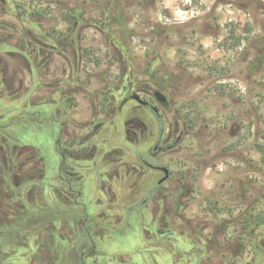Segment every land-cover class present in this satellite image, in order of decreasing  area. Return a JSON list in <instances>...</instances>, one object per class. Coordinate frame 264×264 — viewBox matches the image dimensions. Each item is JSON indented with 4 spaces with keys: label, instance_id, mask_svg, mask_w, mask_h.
<instances>
[{
    "label": "flooded vegetation",
    "instance_id": "flooded-vegetation-1",
    "mask_svg": "<svg viewBox=\"0 0 264 264\" xmlns=\"http://www.w3.org/2000/svg\"><path fill=\"white\" fill-rule=\"evenodd\" d=\"M159 4L0 0V264H264V170L185 113Z\"/></svg>",
    "mask_w": 264,
    "mask_h": 264
},
{
    "label": "rangeland",
    "instance_id": "rangeland-1",
    "mask_svg": "<svg viewBox=\"0 0 264 264\" xmlns=\"http://www.w3.org/2000/svg\"><path fill=\"white\" fill-rule=\"evenodd\" d=\"M159 3L150 12L153 20L168 25L173 22L187 33L197 31L188 38L192 45H184L183 39L175 37L174 47L164 51L166 66L174 69V84L181 89V106L193 110L190 119L204 134L217 138L221 135L225 145L240 138L245 155H239L237 168L257 182L264 170V0ZM164 37L162 33L155 39ZM156 66L152 64V68ZM179 67L189 70L185 78ZM205 67L213 72L210 78L206 77ZM225 117L228 127L220 130ZM225 154L214 157L217 174L208 171L207 184L218 182L219 175L224 176L236 164L230 154ZM242 157L250 160L248 170Z\"/></svg>",
    "mask_w": 264,
    "mask_h": 264
}]
</instances>
